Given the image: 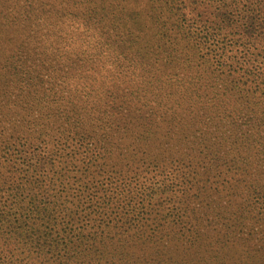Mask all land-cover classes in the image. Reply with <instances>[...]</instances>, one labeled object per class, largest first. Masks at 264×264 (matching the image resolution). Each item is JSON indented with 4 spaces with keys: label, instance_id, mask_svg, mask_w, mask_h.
<instances>
[{
    "label": "trees",
    "instance_id": "trees-1",
    "mask_svg": "<svg viewBox=\"0 0 264 264\" xmlns=\"http://www.w3.org/2000/svg\"><path fill=\"white\" fill-rule=\"evenodd\" d=\"M233 17H264V0H0V144L61 151L85 178L111 158L141 208L165 210L163 233L141 229L142 243L169 247L191 210L232 255L264 264V243H250L264 242V23Z\"/></svg>",
    "mask_w": 264,
    "mask_h": 264
},
{
    "label": "rangeland",
    "instance_id": "rangeland-1",
    "mask_svg": "<svg viewBox=\"0 0 264 264\" xmlns=\"http://www.w3.org/2000/svg\"><path fill=\"white\" fill-rule=\"evenodd\" d=\"M139 8L142 13L147 12L143 4ZM204 10L202 17L209 20L215 18V10ZM166 15L162 13V16ZM196 15L191 14L190 17ZM249 18L259 24L258 32L263 29L261 23H264V17H233L239 22L250 21ZM255 52L264 57V45L259 46ZM260 63L264 68V59ZM41 150L47 158L55 160L53 166L49 161L43 164L35 159L23 158V154L33 155ZM77 151L80 154L84 151L91 155L95 153L93 146L78 148ZM61 155V151L43 146L31 148L29 143L16 148H6L0 144V264L260 262L254 254L246 260L241 255H232L231 246L226 242L229 237L224 236L220 226L213 221L195 222L196 214L191 213V210L180 215L183 224L166 230L168 236L164 245L169 243V247L155 248L148 241L142 243L146 239L140 237L141 229L154 236L163 233L164 222L160 219L166 214L165 210L158 208L154 201L147 203L146 200L141 208V195H128L125 192L131 189L135 180H131L130 174L121 183L116 168L110 166L111 158H107L105 165L100 166L98 171L102 173L99 177L85 178L80 173H69L68 168L61 163ZM138 169L144 171L142 175L145 177L152 175L146 163L138 166ZM261 170L258 168V171ZM106 223H116L119 231L125 227L126 232L119 237L112 236L106 229ZM150 228H154V231ZM45 237L51 245H41ZM258 239L257 235L250 243L262 245L264 242L256 241ZM56 243L58 249L53 248ZM122 253H128V256H122ZM239 253H242L241 250Z\"/></svg>",
    "mask_w": 264,
    "mask_h": 264
}]
</instances>
